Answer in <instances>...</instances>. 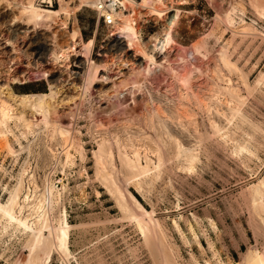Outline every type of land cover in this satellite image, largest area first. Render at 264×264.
Segmentation results:
<instances>
[{"label": "rangeland", "instance_id": "374dc122", "mask_svg": "<svg viewBox=\"0 0 264 264\" xmlns=\"http://www.w3.org/2000/svg\"><path fill=\"white\" fill-rule=\"evenodd\" d=\"M27 1L0 0V85L7 84L16 95H30L45 93L49 84H55L62 103L51 120L66 134L62 136L52 127L33 134L22 121L8 122L7 139L0 138V201L7 199L21 167L27 169L23 194L28 191L31 198L43 192L45 176L56 182L71 227L69 257L54 251L48 264H157L134 223L123 217L110 194L93 180V152L105 141L112 148L117 168L118 150L132 156L136 149L142 164L145 154L156 161L143 134L153 135L145 120L151 110L164 109V105L183 114L186 131L174 125L169 129L186 132L179 143L184 148L196 147L197 160L186 168L189 165L182 158L169 156L173 152L169 148L171 152L163 153L167 161L161 176L149 188L125 186L119 174L120 187L147 213L153 211L180 264H238L248 249L262 251L264 227L249 208L248 189L264 179V21L250 4L264 5V0H150L156 5L160 1L167 17L175 18L172 43L163 50L159 45L166 35V18L149 14L142 6L148 0H131L140 5L135 15L139 40L135 48L122 38L107 40L104 18L90 7L63 18L67 27L63 30L25 26L15 16ZM73 1L64 0L69 6ZM53 8H58V0ZM113 9L116 13L123 10L118 3H113ZM225 14L234 19L233 25H226ZM244 24L257 32L244 35ZM74 26L85 41L96 33L91 59L106 64L86 92L81 87L84 58L72 54L66 67L51 58L52 50L69 46L68 32ZM226 49L228 61L246 75L250 94L238 74H229L218 63L219 52ZM182 76L188 77V84L179 80ZM228 86L245 99L240 112L254 127L238 119L226 123V97L221 95L217 101L211 95L215 87ZM23 111L31 123L40 120L28 109ZM211 121L220 125V134H213ZM139 131L143 140L136 136ZM184 134H190L188 139ZM191 135L203 139L196 145ZM236 145L246 149L234 154ZM65 153L71 155L72 165L62 169L54 159L63 160ZM262 193L259 204L264 208V188ZM17 237L0 239V264L26 259L27 252Z\"/></svg>", "mask_w": 264, "mask_h": 264}, {"label": "bare ground", "instance_id": "6f19581e", "mask_svg": "<svg viewBox=\"0 0 264 264\" xmlns=\"http://www.w3.org/2000/svg\"><path fill=\"white\" fill-rule=\"evenodd\" d=\"M148 1L147 4L142 1V6L147 7L149 14L158 19L166 18V35L159 45V49L163 50L172 43L171 29L175 18L174 16L167 17V13L165 12V9H162L163 6H161L162 3L160 1L157 2L158 5L153 1ZM73 2L74 5L69 6L64 0H58L57 9H54L53 7L52 9H46L36 5L34 0H28L25 2L26 4L20 3L21 5L18 8V16H15V19L21 24L33 28H58L63 30L67 28L63 18L67 19L73 17L76 11L80 10L81 7H90L97 11L99 17L104 18L108 30L107 40L117 37L125 39L128 47L135 48L139 46L135 15L137 12L136 9H139L138 7H140V5H136L131 0H74ZM113 3H118L123 10L120 13H116L113 9ZM250 4L254 9L257 18L264 21V5H258L252 1ZM124 12H127V14L124 15ZM233 20L234 19L231 18L230 14L226 15L224 19L226 25H233ZM242 31L244 35H252L250 32L256 31V29L249 24H244ZM68 37L69 46L64 49L52 50L51 58L53 61L60 63L61 67H66V62L72 54L84 58L82 61L84 74L82 75L81 87L86 92V90H88V88L98 79L100 71L106 67V64H98L91 59V53L96 41V33H94L90 39L85 41L82 38L79 28L74 26V28L68 32ZM220 52L217 60L218 63L226 68L229 74H238L243 89L246 93L250 94L249 92L252 89L248 84L246 75L228 61L229 59L226 57L227 49L226 52L224 51L225 53ZM148 60L153 64V59L151 57H149ZM220 64H218V66ZM179 80L183 83L187 82L186 84H188L187 76H182ZM226 82L229 83L230 79H227ZM186 84L184 86H186ZM59 93L60 91L56 88L55 84H49L48 90L45 93L30 95H16L11 91L7 84L0 85V138L3 137L5 140L7 139V134L9 132L8 122L10 120L12 121V119L22 121L25 130L27 129L28 132L30 131L33 134L41 130H48L52 127L51 130H56L60 135L65 136L66 131L58 125L56 126V122L51 120V118L56 116L58 106L62 103V99L58 97ZM221 95L226 97V106L228 108H226L227 113L224 114L223 117H225L227 124H231L233 120L238 119L241 123H248L254 127V125L248 122L240 112V107L243 105L245 99L239 95L237 89H233L230 86L226 88L215 87V91L212 92L211 98H215L218 101V97H221ZM164 107L165 108L161 110H151L150 112L152 113L148 114L149 117L147 119L145 117L146 120L144 119L146 121V127L153 132V135L151 134L152 136H147V134L144 135L141 133L143 134V137L145 136V139L148 140L146 144L151 143L150 146L148 145L149 147L147 146L148 151L155 155L154 157L156 158V161L150 160L145 154V163L142 164L140 162L139 153L138 151L136 152V149L132 152V156H129L126 153H121V151L118 150L119 168H117L113 159L112 148L105 146L103 144L105 141L101 140L104 142H100L99 145L97 144L98 150L93 152V180L99 182L110 194L123 217L134 223L137 231L143 236L145 240L144 242H146L152 253L155 254L157 264H180L178 262V255L174 249L175 247L172 246L173 244L163 232L159 222L153 218V211L152 213H147L126 188L120 187V179L118 177L119 174H121L125 186L133 185L138 190L143 189V187L146 186L149 188L161 176V172L167 161L166 158H164V155H166L167 152H171L168 151L169 148L173 151L169 156H171L172 159L182 158L183 161L189 165L186 168L190 169L192 163L197 160V154L195 152L196 147L192 148L190 145V147L184 148L179 143L181 142V140L179 141L180 138L184 139L182 135L186 131L183 128V126L185 127L182 123L183 119L181 120L183 114H178V112H176L177 109L175 110L169 106L166 107V105H164ZM215 108L216 106L214 109ZM25 109L38 115L40 120L31 123V121L27 120L25 117L23 111ZM14 111L19 112L13 113ZM170 125H174L178 129L183 128L185 131L183 130V133L180 132L181 129L180 131L178 130V132L172 131V129H169ZM210 126L213 129L214 135L218 133L220 134L222 131V129L219 128L220 125L217 126L215 121H213ZM140 132L141 131H139L136 136H138ZM185 134L184 136H186ZM187 136L189 137L190 134ZM187 136L186 138L188 139ZM143 137L140 136L142 140ZM192 137H194L193 140H195L194 142L196 145L203 139L202 136L195 135ZM227 140L232 141V138L227 136ZM195 143L193 146H195ZM8 149L11 151L10 147H8ZM243 149H246V147L236 145L233 152L234 154L240 153ZM164 152L166 153L163 155ZM51 156L52 158L56 157V155ZM70 156L71 155L68 153H65L63 160L55 158L54 164H58L62 169H65L72 165V159ZM26 170L27 169L24 167H21L16 175L14 186L11 187L12 189L8 192L7 199L3 202L0 201V225L2 226V230H0V239L5 235H8V238L11 239L17 237L19 234L17 242L21 246V249L27 252V256L25 260H15L13 264H48L50 256L54 251L60 253L65 259H67L69 257L68 236L71 227L68 225L65 213L62 210L63 193L56 186V182L52 181L49 175H47L45 176L42 193L40 192L38 196H32L33 198H31L28 191H25V194H23L24 175ZM54 170L56 171V168ZM263 188L264 179L248 189L249 208L260 217L262 227H264V215H262L264 214V208L259 202L263 194ZM62 190L64 192V189ZM9 228H12L10 234L7 232ZM238 264H264V247L262 251H258L257 248L248 249L243 256L242 261Z\"/></svg>", "mask_w": 264, "mask_h": 264}, {"label": "built area", "instance_id": "2783aa9c", "mask_svg": "<svg viewBox=\"0 0 264 264\" xmlns=\"http://www.w3.org/2000/svg\"><path fill=\"white\" fill-rule=\"evenodd\" d=\"M38 4L43 8H52L55 0H37Z\"/></svg>", "mask_w": 264, "mask_h": 264}]
</instances>
